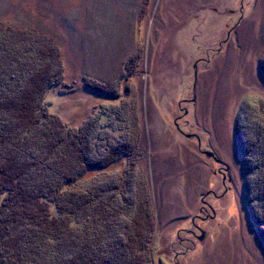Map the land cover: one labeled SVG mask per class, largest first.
<instances>
[{"label": "rangeland", "instance_id": "1", "mask_svg": "<svg viewBox=\"0 0 264 264\" xmlns=\"http://www.w3.org/2000/svg\"><path fill=\"white\" fill-rule=\"evenodd\" d=\"M0 31L57 52L95 160L129 150L79 184L144 201L145 264H264V0H0Z\"/></svg>", "mask_w": 264, "mask_h": 264}, {"label": "trees", "instance_id": "2", "mask_svg": "<svg viewBox=\"0 0 264 264\" xmlns=\"http://www.w3.org/2000/svg\"><path fill=\"white\" fill-rule=\"evenodd\" d=\"M37 46L0 31V264H145L144 201L128 218L114 196L79 184L129 150L95 160L93 124L70 128L48 111L60 62Z\"/></svg>", "mask_w": 264, "mask_h": 264}, {"label": "flooded vegetation", "instance_id": "3", "mask_svg": "<svg viewBox=\"0 0 264 264\" xmlns=\"http://www.w3.org/2000/svg\"><path fill=\"white\" fill-rule=\"evenodd\" d=\"M224 177V175H223ZM192 234H194V232H192ZM203 236L199 237V236H196L198 239L202 240L204 238V234H202ZM202 238V239H201Z\"/></svg>", "mask_w": 264, "mask_h": 264}, {"label": "water", "instance_id": "4", "mask_svg": "<svg viewBox=\"0 0 264 264\" xmlns=\"http://www.w3.org/2000/svg\"><path fill=\"white\" fill-rule=\"evenodd\" d=\"M203 236V235H202ZM202 239V238H201Z\"/></svg>", "mask_w": 264, "mask_h": 264}]
</instances>
